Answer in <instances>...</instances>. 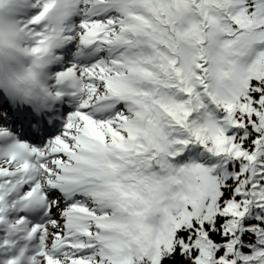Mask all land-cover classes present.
<instances>
[{"label":"snow or ice","instance_id":"obj_1","mask_svg":"<svg viewBox=\"0 0 264 264\" xmlns=\"http://www.w3.org/2000/svg\"><path fill=\"white\" fill-rule=\"evenodd\" d=\"M53 3L31 0L32 53ZM75 5L77 108L0 143V264H264V0Z\"/></svg>","mask_w":264,"mask_h":264},{"label":"clouds","instance_id":"obj_2","mask_svg":"<svg viewBox=\"0 0 264 264\" xmlns=\"http://www.w3.org/2000/svg\"><path fill=\"white\" fill-rule=\"evenodd\" d=\"M30 5L31 0H0V89L10 99L40 109L58 96L50 83L49 65L76 5L75 0H54L46 16V46L39 53L30 51L33 41L24 24Z\"/></svg>","mask_w":264,"mask_h":264}]
</instances>
